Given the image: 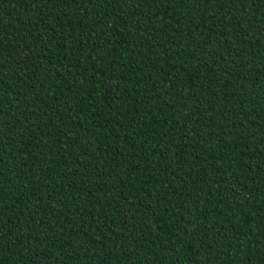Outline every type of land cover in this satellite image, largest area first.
Here are the masks:
<instances>
[{
	"label": "trees",
	"instance_id": "16d2710c",
	"mask_svg": "<svg viewBox=\"0 0 264 264\" xmlns=\"http://www.w3.org/2000/svg\"><path fill=\"white\" fill-rule=\"evenodd\" d=\"M0 264H264V0H0Z\"/></svg>",
	"mask_w": 264,
	"mask_h": 264
}]
</instances>
